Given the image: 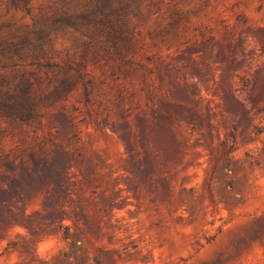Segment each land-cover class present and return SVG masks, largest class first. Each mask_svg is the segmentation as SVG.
Wrapping results in <instances>:
<instances>
[{"label":"rangeland","instance_id":"obj_1","mask_svg":"<svg viewBox=\"0 0 264 264\" xmlns=\"http://www.w3.org/2000/svg\"><path fill=\"white\" fill-rule=\"evenodd\" d=\"M119 1L123 59L69 28L62 68L0 53V100L39 97L0 115V264H264V0ZM62 5L0 0V41Z\"/></svg>","mask_w":264,"mask_h":264},{"label":"trees","instance_id":"obj_2","mask_svg":"<svg viewBox=\"0 0 264 264\" xmlns=\"http://www.w3.org/2000/svg\"><path fill=\"white\" fill-rule=\"evenodd\" d=\"M29 0H8L12 7H26ZM63 5L54 10L50 21H38L39 27L33 31L11 33L0 41V53L5 55L8 64L5 67L18 68L20 66H34L36 68L62 66L47 61L50 53L46 39L49 29H74L83 35L101 42L105 50L117 58L123 59L122 42L129 41L125 22L131 8L119 0H62ZM79 74L67 76L61 80L59 90H71L78 80ZM25 87L21 99L15 101L0 100V115H12L18 118L29 116L37 112L39 98L32 91L34 82L30 78L24 80Z\"/></svg>","mask_w":264,"mask_h":264},{"label":"clouds","instance_id":"obj_3","mask_svg":"<svg viewBox=\"0 0 264 264\" xmlns=\"http://www.w3.org/2000/svg\"><path fill=\"white\" fill-rule=\"evenodd\" d=\"M19 231L20 229L17 228ZM63 242L57 243L53 238H48L47 240H42L37 245V251L42 256H48L50 258V255H55L57 251H59L60 248H62Z\"/></svg>","mask_w":264,"mask_h":264}]
</instances>
